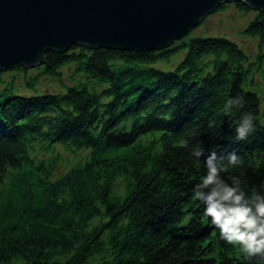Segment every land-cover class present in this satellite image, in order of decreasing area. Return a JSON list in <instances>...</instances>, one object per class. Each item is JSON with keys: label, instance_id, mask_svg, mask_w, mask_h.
Returning a JSON list of instances; mask_svg holds the SVG:
<instances>
[{"label": "trees", "instance_id": "obj_1", "mask_svg": "<svg viewBox=\"0 0 264 264\" xmlns=\"http://www.w3.org/2000/svg\"><path fill=\"white\" fill-rule=\"evenodd\" d=\"M263 16L242 30L260 47ZM263 56L186 33L161 49L48 50L32 75L11 68L30 92L2 86L0 70V264H256L220 238L195 186L211 152L236 153L233 174L264 185ZM247 113L256 131L237 141ZM62 152L78 160L59 171Z\"/></svg>", "mask_w": 264, "mask_h": 264}, {"label": "water", "instance_id": "obj_2", "mask_svg": "<svg viewBox=\"0 0 264 264\" xmlns=\"http://www.w3.org/2000/svg\"><path fill=\"white\" fill-rule=\"evenodd\" d=\"M235 1L264 12V0H0V70L40 65L72 44L161 49Z\"/></svg>", "mask_w": 264, "mask_h": 264}, {"label": "clouds", "instance_id": "obj_3", "mask_svg": "<svg viewBox=\"0 0 264 264\" xmlns=\"http://www.w3.org/2000/svg\"><path fill=\"white\" fill-rule=\"evenodd\" d=\"M241 107L243 97L237 96L227 101L225 112L231 114L233 108ZM255 131L253 116L247 113L235 129V139L247 140ZM179 146L189 147L187 140ZM191 154L200 157L203 151L193 148ZM240 162L234 152L226 157L211 152L204 161L206 174L195 186V197L203 203L204 215L219 229L221 239L240 246L250 262L255 260L256 264H264V185L260 190L248 188L240 176L233 174Z\"/></svg>", "mask_w": 264, "mask_h": 264}, {"label": "rangeland", "instance_id": "obj_4", "mask_svg": "<svg viewBox=\"0 0 264 264\" xmlns=\"http://www.w3.org/2000/svg\"><path fill=\"white\" fill-rule=\"evenodd\" d=\"M254 14H255V9H251L248 11L240 10L235 6L233 2H229L227 3L226 6L222 8H218L214 12L208 14L198 25L194 26L188 32V34L189 36H192V35L227 36L237 41L251 55H254L259 50H263L264 52V44L261 45L260 47L258 37L250 35V34H246L242 31L244 26L247 24L248 20L252 18ZM182 54H183L182 52L179 53V55L181 56ZM261 62L264 64V56L262 57ZM159 64L161 63L160 62L156 63V65H159ZM160 66L168 68L165 65H160ZM26 68H28L27 74L29 75L34 74L33 68H35V66L26 67ZM64 70H65L64 75L66 77L65 81L68 82L69 81L67 79L68 69L65 67ZM1 78L3 79V82L1 83L2 86L8 84L7 81L13 78L16 81L15 84L17 85L16 86L17 91H21V92L32 91L29 87H27V83H29L30 80L27 79L26 75L20 72L8 69L2 72ZM42 80H48V78H45L44 76H42ZM34 83H36V86L43 85V82L38 83L37 81H35ZM259 83H260L259 86L263 87V90H264V81L261 80ZM262 97H263L262 104L264 106V95ZM61 157L62 159L57 165L59 171H63L67 169L68 167L76 163V161L78 160L77 154H71L67 152H62ZM12 264H23V263L17 261V262H13Z\"/></svg>", "mask_w": 264, "mask_h": 264}]
</instances>
